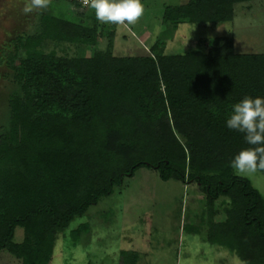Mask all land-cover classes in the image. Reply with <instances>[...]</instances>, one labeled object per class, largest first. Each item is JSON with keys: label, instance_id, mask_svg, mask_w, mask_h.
I'll list each match as a JSON object with an SVG mask.
<instances>
[{"label": "trees", "instance_id": "trees-1", "mask_svg": "<svg viewBox=\"0 0 264 264\" xmlns=\"http://www.w3.org/2000/svg\"><path fill=\"white\" fill-rule=\"evenodd\" d=\"M242 1L187 0L164 6L161 21L225 22ZM95 8L82 9L78 23L42 11L34 32L0 49L17 84L0 133V249L22 264H46L55 231L146 166L162 180L204 186L206 207L184 216L183 230H203L242 263L264 264V203L233 172L245 165L264 175V54L235 53L224 36L205 51L172 55L159 40L152 56L105 49L65 58L37 49L43 39L94 44ZM223 196L230 206L215 220ZM15 226L23 227L21 242L13 241ZM118 255L119 264H141L131 250Z\"/></svg>", "mask_w": 264, "mask_h": 264}, {"label": "rangeland", "instance_id": "rangeland-1", "mask_svg": "<svg viewBox=\"0 0 264 264\" xmlns=\"http://www.w3.org/2000/svg\"><path fill=\"white\" fill-rule=\"evenodd\" d=\"M186 1L100 0L95 8L98 36L94 44L43 39L37 49L65 58L91 57L105 49L114 56H152L149 47L159 40L163 41L164 53L172 55L205 51L215 37L224 36L235 53L264 54V0L234 3L232 16L225 22L179 23L175 27L162 23L164 6ZM42 11L78 23V13L83 10L76 6L70 9L65 1L0 0V49L15 35L34 32ZM19 51L21 58L23 48ZM1 58L0 133L9 123L8 97L17 88L13 71ZM233 172L247 178L264 203L263 173L245 165L233 166ZM204 192V186L195 181L162 180L156 170L141 166L132 175L123 176L121 184L100 196L66 227L55 231L46 264H119L121 250L135 252L141 264H244L226 248L206 241L203 230L194 234L182 229L184 216L194 218L206 207ZM228 203L224 196L215 200V220H223ZM81 224L86 230L80 228L72 237L71 231ZM23 236V227L15 226L13 241L21 242ZM0 264L22 262L0 249Z\"/></svg>", "mask_w": 264, "mask_h": 264}, {"label": "built area", "instance_id": "built-area-1", "mask_svg": "<svg viewBox=\"0 0 264 264\" xmlns=\"http://www.w3.org/2000/svg\"><path fill=\"white\" fill-rule=\"evenodd\" d=\"M56 1H65L72 6H76L79 9H84L87 7H97L100 3V0H56Z\"/></svg>", "mask_w": 264, "mask_h": 264}, {"label": "crops", "instance_id": "crops-1", "mask_svg": "<svg viewBox=\"0 0 264 264\" xmlns=\"http://www.w3.org/2000/svg\"><path fill=\"white\" fill-rule=\"evenodd\" d=\"M140 261V260H139Z\"/></svg>", "mask_w": 264, "mask_h": 264}]
</instances>
